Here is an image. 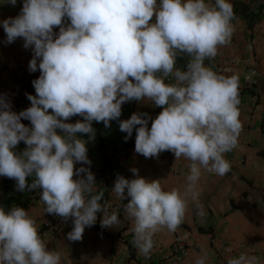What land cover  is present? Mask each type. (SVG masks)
Segmentation results:
<instances>
[{"label": "clouds", "instance_id": "obj_1", "mask_svg": "<svg viewBox=\"0 0 264 264\" xmlns=\"http://www.w3.org/2000/svg\"><path fill=\"white\" fill-rule=\"evenodd\" d=\"M4 2L15 6L17 0ZM233 19L228 0H23L20 14L0 23L8 43L22 38L33 49L29 70L41 74L32 82L36 94L27 95V109L16 113L0 96V176L14 179L21 192L40 189L45 213L73 221L70 241H81L99 213L101 227L120 225V215L101 204L104 193L96 191L94 173L75 167L91 164L82 137L95 138L93 121L110 127L126 102L162 107L154 120L134 113L119 127L125 140L136 131L135 152L145 158L171 151L176 160L189 161L183 191H166L160 179L140 177L136 168L137 178L118 176L112 187L118 199L128 200L123 217L137 248L150 254L154 235L175 232L197 200L202 170L219 176L231 170L225 154L236 148L243 129L238 80L217 74L205 60L230 43ZM179 54L191 58L186 70L176 67ZM169 77L175 82L166 83ZM74 116L82 119L67 122ZM20 142L27 147L17 153ZM207 259L198 256L195 264ZM61 261L62 253L48 250L24 208L0 206V264ZM227 264L257 260L241 253Z\"/></svg>", "mask_w": 264, "mask_h": 264}, {"label": "crops", "instance_id": "obj_2", "mask_svg": "<svg viewBox=\"0 0 264 264\" xmlns=\"http://www.w3.org/2000/svg\"><path fill=\"white\" fill-rule=\"evenodd\" d=\"M262 1L228 0L231 6L239 2L249 9H255ZM206 3L214 4L215 0H206ZM22 7L23 0H17L15 6L0 0V22L19 15ZM261 14L259 22L252 29L247 27L245 18L240 15L234 17L231 21L233 34L230 43L219 47L214 59L205 61V66L217 74L237 78L240 91L238 107L243 129L236 148L225 154V159L231 165L230 172L219 176L202 170L197 185L198 198L190 201L177 229L186 239V264H195L196 258L203 254L208 258L206 264H227L229 258H238L241 253L256 257L257 264H264V9ZM68 23L70 21L66 20L65 24ZM54 32L58 35L59 28H55ZM33 58V49L25 48L22 38L7 42V35L0 23V96L10 103L11 110L16 113L22 111L16 108L19 93L24 96L36 94L32 82L41 73L39 70L30 72L29 64ZM190 59L188 56L186 66ZM176 67L181 69L180 65ZM250 70L255 73L249 74ZM247 74L253 78L254 85H245ZM161 111L162 107H154L151 102L129 101L122 105L118 120L130 119L134 113H147L154 120ZM81 119L74 116L67 122L75 123ZM152 120H149V128ZM27 126L31 127L30 121ZM103 126V122L93 121L101 160L89 159L90 165L77 163V169L89 167L95 176L109 177L106 163L122 156V174L135 179L137 177L131 169L136 168L140 177L150 181L160 179L166 191H183L189 174V161L183 157L176 160L174 153L167 155L166 151L158 158H145L135 152L131 137L125 140L127 133L116 142L105 140L100 134ZM26 147L24 142H20L15 151L21 153ZM88 147H91L90 142ZM9 180L0 176V188ZM40 195L26 210L35 220L38 231L47 217ZM2 199L0 190V206ZM119 215L122 221L120 225L104 228L101 227L103 216L99 213L95 225L85 227L81 241L67 239V234L74 227L73 221H65L59 216L52 227L39 233L48 250L62 253L61 264H167L163 262L162 250L171 243L174 232L162 229L156 233L154 237L163 247L152 249L146 256L134 244L131 222L123 217L124 208Z\"/></svg>", "mask_w": 264, "mask_h": 264}, {"label": "built area", "instance_id": "obj_3", "mask_svg": "<svg viewBox=\"0 0 264 264\" xmlns=\"http://www.w3.org/2000/svg\"><path fill=\"white\" fill-rule=\"evenodd\" d=\"M250 73L254 74L255 71L250 70L249 74ZM249 74H247L244 78V82L246 86L254 85V80L253 78H249L248 76ZM174 82L175 81L173 80L172 77H169L166 80V83H174ZM16 101H17L16 108H20L22 109V111L31 106V102L28 100L27 96H24L22 93H19L17 95ZM21 122L26 126L29 124V121H24L23 119ZM131 138H132L133 146H135V138H136L135 130L133 131ZM170 152L171 151H166L167 155H169ZM123 162H124V158H122V156H117L112 161H108L106 163L105 169H107L109 177H106L105 175L99 177L95 176L96 185L94 187L96 188L97 192L104 193L103 199L101 200V204H106L110 206L108 207V212L110 214L112 212H116L119 214L123 210L124 204L127 202V200L118 199L115 196V194L112 192V186H114L118 176H123L124 178L129 180L132 179L131 176H126L121 173ZM36 191H41V190L36 189ZM100 214L103 216L102 213ZM56 218H57L56 215L47 214L46 220L44 221L41 229H39V232L42 233L44 232V229L52 227L54 225ZM153 239L155 242L153 249H161L163 247L162 244L159 243L155 237H153ZM226 249L228 250L229 248L226 247ZM162 251H163L162 254L163 262L167 264H186V258L188 256V247L184 235L179 231L176 230L173 233V238L171 243L168 246L164 247Z\"/></svg>", "mask_w": 264, "mask_h": 264}, {"label": "trees", "instance_id": "obj_4", "mask_svg": "<svg viewBox=\"0 0 264 264\" xmlns=\"http://www.w3.org/2000/svg\"><path fill=\"white\" fill-rule=\"evenodd\" d=\"M232 9L234 12V17L240 15L241 17L245 18L247 22V27L249 29H252L254 25L259 22L262 16L261 11L262 9H264V0L260 2L255 9H249L239 2H235L234 6H232ZM187 57L188 56L185 54H179L177 56L176 65H180L181 70H186L187 68ZM31 182L32 178H29V183ZM0 190L3 194L1 206L4 207L6 211L10 210L14 206H19L27 210L28 207L32 204L33 200L40 195V192L36 190H26L24 192L18 191L16 188V181L14 179H10L5 184H3Z\"/></svg>", "mask_w": 264, "mask_h": 264}, {"label": "rangeland", "instance_id": "obj_5", "mask_svg": "<svg viewBox=\"0 0 264 264\" xmlns=\"http://www.w3.org/2000/svg\"><path fill=\"white\" fill-rule=\"evenodd\" d=\"M121 121L119 120H113L111 121L110 127H105V125L101 128L100 134L105 139H111L115 142L118 140H122L124 137L125 132L120 131V124ZM84 140L88 141L87 148H88V157L89 159H93L94 161H100L101 160V152L100 148L98 147L97 138H94L92 140H89V137L87 135H84L82 137ZM89 142L91 143V147H88Z\"/></svg>", "mask_w": 264, "mask_h": 264}]
</instances>
